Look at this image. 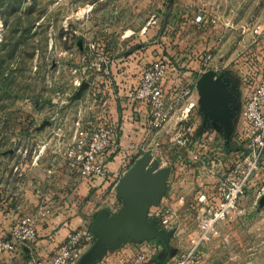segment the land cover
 Instances as JSON below:
<instances>
[{
  "label": "rangeland",
  "instance_id": "374dc122",
  "mask_svg": "<svg viewBox=\"0 0 264 264\" xmlns=\"http://www.w3.org/2000/svg\"><path fill=\"white\" fill-rule=\"evenodd\" d=\"M226 3H241L232 22L246 31L221 32L219 21L211 16L201 29L195 24L196 1L0 0V232L4 224L14 226L25 216L38 223L37 217L44 214L34 209L35 160L40 156L37 163L46 159V166L64 167L73 136L64 122L81 108H96L97 102L87 94L103 89L106 97L110 92L92 65L97 59L84 57L88 43L103 42L107 52L122 54L147 41L144 32L149 28L152 36L166 33L170 43L185 42L187 49H193L206 43L204 33V37L211 33L217 38L211 52L215 54L223 40L231 38L229 44L237 46L231 50L234 58L229 66L243 65L249 52H264L250 45L256 36H264L257 33L264 26V0ZM200 8L207 9L208 4ZM245 37L247 44L238 45ZM88 82L91 85L82 91ZM197 110L198 102L193 121L198 119ZM54 116L63 122L61 128L59 123H47ZM162 144L167 152L171 143ZM255 189L243 200L244 212L217 226L193 264H264V194ZM187 208L190 238L199 230V210ZM173 244L177 246V241Z\"/></svg>",
  "mask_w": 264,
  "mask_h": 264
},
{
  "label": "crops",
  "instance_id": "0c3cea01",
  "mask_svg": "<svg viewBox=\"0 0 264 264\" xmlns=\"http://www.w3.org/2000/svg\"><path fill=\"white\" fill-rule=\"evenodd\" d=\"M187 1H189V4L196 1V4H194L195 10H197L195 11V24L201 29H204L205 25L209 23L210 16L217 18L221 26L220 30L222 29L221 32L227 30L232 33H241L242 29H245V26L232 22V18L240 12L241 3L236 6L235 4H227L226 2L229 0H217V2L213 0ZM204 3L208 4L207 9L200 8ZM214 4L217 5L216 8ZM202 9L204 12L201 11ZM200 14L203 15L204 20L198 22L197 16ZM259 32H264V26L261 27V30L259 29ZM144 33L148 35L150 40L149 38L147 41L143 40L141 46L128 48L122 54L110 53L113 58V81L108 84L110 92L104 97L109 106L108 110H110V122L113 126L115 144L108 156L110 160V178H83L69 162H65L64 167L46 166L44 164L46 159L41 163L36 162L33 166V172L36 175L33 198L36 208L34 209L37 214L39 212L44 214H39L37 217L38 237L33 244H20L16 252L3 255L0 264H31L33 262L35 264H45L52 259L73 229H89L92 233L94 222L100 212H106L110 216L118 215L125 207L124 200L119 197V182L136 161L149 151L152 156L151 162H157L158 164L157 171L169 170L168 187L161 204L151 207L150 211L158 207L173 205L176 216L167 230L171 235V250H175L177 253L189 246L191 233L188 232V223L184 212L188 209L187 207L192 208L198 190H202L208 182H211L212 177L208 175L211 170L209 165L211 160L217 159L218 156L203 149L197 151L194 148L188 150L174 149L170 145L166 152L167 148L164 147V149L162 144L166 142V138L158 137L150 132L149 108L145 104L133 102L128 97L129 92L139 85L143 71L152 62L159 58L167 59L173 67L177 66L181 69L177 76L170 75L164 82V87L169 94L175 87L180 89L188 86L193 89L190 100L198 102L197 135L199 136L200 133L208 131H213L216 135L219 134L214 126V120L211 118V113H214L219 114V117L225 119L226 122H231L227 126V132H229L232 139L235 135L246 132V128L242 123L241 112L245 106L246 98L252 90L248 78L251 80L253 78L252 74L259 72L264 65V52L259 51L264 49V36L260 34V36L254 38L253 42H250V45H253V48L259 51L261 55L249 52L243 65L235 64L239 66H229L234 58V51L231 50L237 44H229L231 38L223 40L222 46L213 54L212 62L205 69L200 60L201 58L198 59V57L207 51L211 52L213 50L217 38L211 33H206L207 38L204 37V33L202 38L205 39L206 43L201 42L193 49H187L185 42L180 44L181 46H178L176 42L170 43L166 33H163L161 37L158 34L152 36L149 28ZM249 39L252 38L249 37ZM246 41L247 37L238 45L245 46ZM236 63L242 62L238 60ZM208 71H214L217 78L221 77L227 83V89L223 88V94L219 95L213 90L208 93L205 100V109L210 115L206 116L205 112L201 111L202 95L197 84L202 75ZM202 117L205 121L210 120L208 126H204ZM65 126L72 129L71 122L66 123ZM71 135H73V131ZM135 147H142L145 152L140 151V154H137L136 159L132 161L135 155ZM198 151L203 156L202 160L194 158ZM183 161L188 163L183 165ZM202 162H207V165H203ZM263 181L255 184L257 188L255 192L259 193V189L264 184ZM180 198L185 199L184 204L179 202ZM16 216L13 212L12 217L15 218ZM12 226L4 224L2 226L4 230L0 232V238L9 236ZM175 240L177 246L174 247ZM97 241L98 236L93 234V240L84 249L83 256L95 247ZM151 241L162 244L163 250L166 248L159 238ZM136 243L138 242L133 241L130 234H126L122 237L120 247L116 251L107 253L102 259L92 264H124L126 258L133 256L138 251ZM163 250L158 256H155L150 264H158ZM80 261L76 264H80Z\"/></svg>",
  "mask_w": 264,
  "mask_h": 264
},
{
  "label": "built area",
  "instance_id": "2783aa9c",
  "mask_svg": "<svg viewBox=\"0 0 264 264\" xmlns=\"http://www.w3.org/2000/svg\"><path fill=\"white\" fill-rule=\"evenodd\" d=\"M203 20V15L197 16L198 22ZM84 52L85 59L93 56L97 59L92 65L100 72V83L111 84L113 58L107 52L105 44L90 42ZM200 60L207 69L213 60V53L208 52ZM180 70L177 66L173 67L169 60L159 58L143 71L139 85L130 90L128 95L133 102L145 104L149 108L150 132L166 138V142L171 143V148H194L196 151L203 149L218 156L217 159L211 160L209 165L211 170L208 175L212 177L211 182L202 190H198L192 203V208L199 210V230L189 238L188 247L174 256H169L164 264H193L199 257L202 244L211 240L217 226L232 216L242 214L243 200L248 192L256 183L264 180V65L259 72L252 74L251 80L248 78L252 90L241 112L246 132L235 135L229 143L220 132L217 135L213 131L197 135L196 121L192 120L196 103L190 100L193 95L191 87H175L170 94L164 87L165 80L170 75L177 76ZM87 84L91 85L90 82ZM104 95L103 89L87 94V97L91 96L97 102L96 108H81L77 115L68 121L71 122L73 136L65 154L66 159L83 178L109 179L111 175L108 156L115 144L110 110ZM50 122H55L56 125L59 123V128L68 123L66 120L61 125L63 122L58 121V116H54ZM241 141L236 151L229 150L231 143ZM140 151L145 152V149L134 148L132 161ZM196 153L194 158L202 160L203 156L199 151ZM187 163L183 161V165ZM202 164L207 165V162ZM259 194H264V184L259 189ZM179 202L184 204L185 199L180 198ZM175 216L173 205L158 207L149 212L150 220L165 230H168ZM37 227L38 223L34 217L25 216L12 227L9 236L0 238V263L3 255L16 252L20 244H33L38 237ZM92 240L93 234L89 229H73L52 259L45 264H76ZM136 246L138 251L126 258L124 264H150L163 250L162 244L151 240L138 242Z\"/></svg>",
  "mask_w": 264,
  "mask_h": 264
},
{
  "label": "water",
  "instance_id": "95a60500",
  "mask_svg": "<svg viewBox=\"0 0 264 264\" xmlns=\"http://www.w3.org/2000/svg\"><path fill=\"white\" fill-rule=\"evenodd\" d=\"M197 85L202 95L201 111L208 116L210 114L205 109L208 93L213 90L217 92V95L223 94V88L227 89V83L221 77L217 78L214 71H208L202 75ZM87 87L88 84H84L82 91ZM211 114L215 128L225 135L229 143L231 137L227 132V126L231 122H226L219 117V114ZM47 123L51 124L50 121ZM151 160V152H146L121 178L118 192L119 197L124 200L125 207L116 216H110L106 212L98 214L92 229V233L98 236V241L95 247L82 257L80 264H92L102 259L107 253L116 251L120 247L122 237L126 234H130L135 242L159 238L166 248L160 254L158 264L165 263L169 256L175 255V250H171L170 233L149 218L150 208L161 204L168 187L169 176L168 169L157 171V162H151Z\"/></svg>",
  "mask_w": 264,
  "mask_h": 264
},
{
  "label": "trees",
  "instance_id": "16d2710c",
  "mask_svg": "<svg viewBox=\"0 0 264 264\" xmlns=\"http://www.w3.org/2000/svg\"><path fill=\"white\" fill-rule=\"evenodd\" d=\"M255 65H256V63H255ZM241 143H242V141L241 142H233V143H231L228 147H229V150H234V151H236L237 149H238V147H240V145H241Z\"/></svg>",
  "mask_w": 264,
  "mask_h": 264
},
{
  "label": "flooded vegetation",
  "instance_id": "af4514ba",
  "mask_svg": "<svg viewBox=\"0 0 264 264\" xmlns=\"http://www.w3.org/2000/svg\"><path fill=\"white\" fill-rule=\"evenodd\" d=\"M201 119L204 126H208L210 124V120L205 121L203 117Z\"/></svg>",
  "mask_w": 264,
  "mask_h": 264
}]
</instances>
